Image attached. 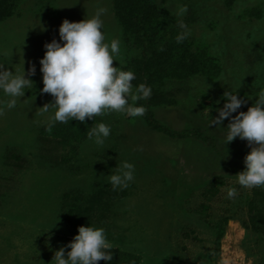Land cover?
<instances>
[{"label": "rangeland", "instance_id": "rangeland-1", "mask_svg": "<svg viewBox=\"0 0 264 264\" xmlns=\"http://www.w3.org/2000/svg\"><path fill=\"white\" fill-rule=\"evenodd\" d=\"M100 8L106 41H121L113 66L152 88L138 102L146 112L49 132L44 45L60 41L64 19ZM178 19L191 33L182 43ZM23 61L33 84L0 116V264H55V251L89 224L113 245V260L98 264H264V187L236 178L251 147L239 137L224 144L229 119L208 127L226 91L239 90L246 112L264 88V0H0V63L14 72ZM101 122L111 131L97 144L88 131ZM125 160L134 180L113 190L109 176Z\"/></svg>", "mask_w": 264, "mask_h": 264}, {"label": "clouds", "instance_id": "clouds-1", "mask_svg": "<svg viewBox=\"0 0 264 264\" xmlns=\"http://www.w3.org/2000/svg\"><path fill=\"white\" fill-rule=\"evenodd\" d=\"M188 11L186 5L177 8L176 16L183 17ZM106 10L100 8L89 17L79 22L64 19L59 26L60 41L53 39L46 43L44 56L40 59L44 93L54 98V103L45 104L41 109L44 113L55 109L48 117L51 132L55 123H69L76 119L85 122L106 113H120L125 117H142L146 107L139 101L147 100L152 95L151 86L144 83L133 85L136 74L131 70L114 67L113 62L119 54L121 41L118 38L106 41L103 15ZM178 27L182 29L176 36V42L182 43L190 36V30L183 19H178ZM62 42V43H61ZM33 64L28 75H35ZM33 82L26 78L24 61L22 69L10 71L0 63V91L7 100H0V116L5 109L16 108L26 90H30ZM255 102L247 111L238 109L246 102L240 98L239 90L224 93L223 107L217 108L218 115L212 117L208 124L217 127L229 119L225 145L235 138L247 140L251 147L244 158L245 169L236 174L237 183L245 189L264 187V88H260ZM252 97H248L251 99ZM236 113V115H233ZM110 126L98 123L88 131V139L102 144L110 136ZM221 171V170H220ZM135 166L128 161H121L115 172L109 176L113 190L127 188L134 180ZM238 195L236 187L227 189V198ZM68 248L70 251L65 252ZM113 245L110 243L103 227L89 224L79 226L78 234L67 245L55 251V264H98L99 261L113 260Z\"/></svg>", "mask_w": 264, "mask_h": 264}]
</instances>
